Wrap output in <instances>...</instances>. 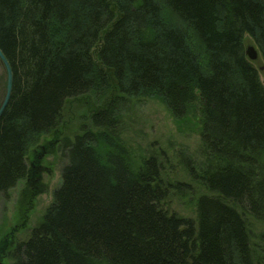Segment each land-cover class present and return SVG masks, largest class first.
I'll use <instances>...</instances> for the list:
<instances>
[{"label":"trees","instance_id":"16d2710c","mask_svg":"<svg viewBox=\"0 0 264 264\" xmlns=\"http://www.w3.org/2000/svg\"><path fill=\"white\" fill-rule=\"evenodd\" d=\"M246 35L264 64V0H0L13 75L0 191L69 99L105 101L64 138L62 184L13 264H264V84ZM143 96L177 123L199 117L201 157L178 180L193 220L162 207L160 161L120 137L123 106Z\"/></svg>","mask_w":264,"mask_h":264},{"label":"rangeland","instance_id":"374dc122","mask_svg":"<svg viewBox=\"0 0 264 264\" xmlns=\"http://www.w3.org/2000/svg\"><path fill=\"white\" fill-rule=\"evenodd\" d=\"M166 10L163 7L165 15L167 14ZM167 16L170 18V15ZM245 38H248L246 46L255 45L248 35ZM99 43L97 49L93 52L95 56L101 45V42ZM199 50L197 52H200V56H202L205 51L202 47ZM260 65H262V62ZM259 73L260 80L264 84V70H259ZM109 75L111 76L110 73ZM7 86V70L0 59V108L6 97ZM104 104L105 101L101 105L93 102L88 94L69 99L64 106L60 126L53 130L54 132L52 131L49 135L43 137V141L48 138L55 143L57 138H70L73 140L80 133L81 124L86 122L91 113L99 110ZM121 112H123V115L118 131L121 139L134 152L135 158L138 159L139 155L149 157L151 152L158 150L159 152L164 150L170 155L174 154V157L178 151L188 150L190 157L195 161H198L201 157L198 154L200 143L199 117L188 116L186 120L177 123L166 106L151 96H143L139 99L128 98ZM63 144L64 139L58 145L55 146L54 144L50 148L49 154L42 161L45 169H42V171L44 170L43 179L38 188H33L32 192L29 193L27 188L22 186L21 181L7 193L0 191V249L1 245L11 246L2 250L4 264H13L12 249L19 242L30 237L33 228L39 223L47 208L54 201L55 192L62 184L63 170L68 165V158ZM36 150V145H33L30 149L31 152ZM29 162L27 163L30 167ZM166 167L168 170L164 175L167 176L165 177L167 183L172 182L173 179L182 180L184 166L177 168V163L172 164L171 162ZM179 191L180 195L171 196L172 192L167 197L166 202L164 201L165 208L170 212H176L180 216L194 219L196 214L193 207L189 202H186L182 196L183 194H181L185 190ZM251 229L255 230L252 226ZM7 241H9V244H7Z\"/></svg>","mask_w":264,"mask_h":264},{"label":"bare ground","instance_id":"6f19581e","mask_svg":"<svg viewBox=\"0 0 264 264\" xmlns=\"http://www.w3.org/2000/svg\"><path fill=\"white\" fill-rule=\"evenodd\" d=\"M114 6V5H113ZM114 8L115 9H117L115 6H114ZM256 45V44H255ZM4 66H5V64H4ZM6 67V66H5ZM6 70H7V68H6ZM7 74H8V72H7ZM12 78H13V75H12ZM8 80H9V74H8ZM2 116V115H1ZM0 116V117H1ZM120 124H121V122H120ZM55 130V129H54ZM53 131V130H52ZM52 131H50V132H52ZM50 132H47V133H45V134H42L40 137H39V139H38V141L37 142H35L33 145H36L37 146V150L35 151L36 153H42L41 154V156H38V157H36V155L34 156L33 154H32V152L30 151V149H29V151H28V153H27V155H25L26 157H25V171H24V174H23V176L22 177H20V179L15 183V185L14 186H11L9 189H7L5 192L7 193L9 190H11L12 188H14L16 185H17V183L19 182H21L22 183V186L24 187V188H27V190H28V192L29 193H31L32 192V188L29 186V183L31 182L32 184H37V182H35L37 179L39 180V183L42 181V179H43V172H44V170L40 173V178H38V177H34V176H36L37 175V173H38V171H37V169L35 168V167H32V162H35V163H42V161L44 160V158L49 154V152L51 151V149L50 148H52L53 147V145L55 144V146L56 145H58L59 143H60V141H62L63 142V139H59V138H57L56 139V143L54 142L53 143V141L51 140V139H45L44 141H43V137H45L46 135H49L50 134ZM54 132V131H53ZM55 134V133H54ZM50 137V136H49ZM70 139V138H69ZM201 139V138H200ZM70 140H72V139H70ZM44 149V150H43ZM41 150V151H40ZM48 151V152H47ZM198 151H199V147H198ZM178 154V155H177ZM176 154V156L174 157V154H172V155H170V154H168L166 151H161V152H159V150L158 151H153V152H151V154H149V157H154V158H156L158 161H160V163H161V169H162V173H161V178L163 179V181H165L166 182V179H165V177H167V176H165L164 174H165V172H167V167H166V165H169V164H171V162H172V164H174V163H177V168L179 167V168H181V167H183L184 165H185V163L186 162H190L191 164H192V158L190 157V155H189V153H188V150H186V151H178V153ZM174 157V158H173ZM173 158V159H172ZM167 159H169V160H167ZM172 159V160H171ZM28 161H30L29 163H30V167H29V165H28ZM169 163V164H168ZM42 165H43V163H42ZM181 166V167H180ZM173 169H174V167H172ZM28 176H29V180H28ZM40 179H41V181H40ZM62 181H63V176H62ZM167 183V182H166ZM171 184H172V188H173V194L171 195V196H175V195H177L178 196V193H180L179 192V189H180V185H179V181L177 180V179H173V181L172 182H170ZM170 183H168V184H170ZM60 188V187H59ZM184 198V197H183ZM185 200H186V202H189L190 203V201H188V199L187 198H184ZM166 202V201H165ZM165 202H163L162 203V207L163 208H165ZM166 209V208H165ZM166 210H168V209H166ZM169 211V213H171V214H177L176 212H170V210H168ZM178 215V214H177ZM183 218H187V219H191V220H193V218H188V217H184V216H182ZM2 257H1V261L2 262H4V256L3 255H1Z\"/></svg>","mask_w":264,"mask_h":264},{"label":"water","instance_id":"95a60500","mask_svg":"<svg viewBox=\"0 0 264 264\" xmlns=\"http://www.w3.org/2000/svg\"><path fill=\"white\" fill-rule=\"evenodd\" d=\"M246 55L249 58V60L251 62L254 63H259L258 67L261 71L264 70V65H260V63L262 62L261 57H260V53L259 50L256 48L255 45H248L246 46ZM0 58L2 59L3 63L5 64L6 68H7V72L9 74V80H8V86H7V93H6V97L5 100L3 102V105L0 108V116L3 114L5 108L7 107L10 97H11V89H12V70H11V66L10 63L8 62V60L6 59L5 55L3 54V52L0 49ZM0 264H3L0 262Z\"/></svg>","mask_w":264,"mask_h":264},{"label":"flooded vegetation","instance_id":"af4514ba","mask_svg":"<svg viewBox=\"0 0 264 264\" xmlns=\"http://www.w3.org/2000/svg\"><path fill=\"white\" fill-rule=\"evenodd\" d=\"M54 143V142H53ZM44 150V149H43ZM48 152V151H47ZM32 154L36 157L41 156L42 153H35V151L32 152ZM32 167H35L38 171L37 175L34 177H38L40 178V173L42 171V169H45V167L42 165V163H35L32 162ZM28 180H29V176H28ZM41 181V179H40ZM35 182H37V184H32L31 182L29 183V186L33 189V188H38L40 186L39 180L37 179ZM9 246L8 245H1V249H0V260H1V255H2V250L7 249Z\"/></svg>","mask_w":264,"mask_h":264}]
</instances>
